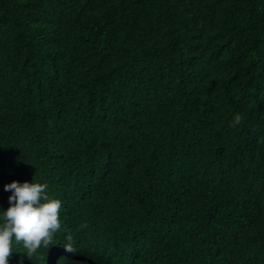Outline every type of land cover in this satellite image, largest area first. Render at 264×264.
<instances>
[{
	"label": "trees",
	"instance_id": "obj_1",
	"mask_svg": "<svg viewBox=\"0 0 264 264\" xmlns=\"http://www.w3.org/2000/svg\"><path fill=\"white\" fill-rule=\"evenodd\" d=\"M30 177L65 203L38 264H264V0H0V207Z\"/></svg>",
	"mask_w": 264,
	"mask_h": 264
},
{
	"label": "clouds",
	"instance_id": "obj_2",
	"mask_svg": "<svg viewBox=\"0 0 264 264\" xmlns=\"http://www.w3.org/2000/svg\"><path fill=\"white\" fill-rule=\"evenodd\" d=\"M240 119L237 114L234 122ZM17 179L27 180L14 179L3 186L9 195L8 206L0 207V264H9V257L15 251L14 242L23 243L20 252L23 264H38L41 247L61 251L53 237L61 227L59 214L65 203L58 195L50 194L52 190L45 181L32 177ZM64 252L62 256L49 255L43 264L125 263L121 250L106 248L88 238L84 243L66 245Z\"/></svg>",
	"mask_w": 264,
	"mask_h": 264
}]
</instances>
